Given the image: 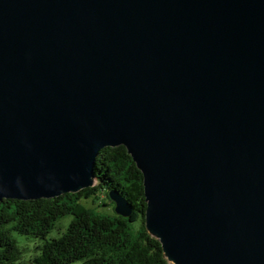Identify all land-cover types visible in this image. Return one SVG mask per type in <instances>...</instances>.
Returning <instances> with one entry per match:
<instances>
[{
    "label": "water",
    "instance_id": "1",
    "mask_svg": "<svg viewBox=\"0 0 264 264\" xmlns=\"http://www.w3.org/2000/svg\"><path fill=\"white\" fill-rule=\"evenodd\" d=\"M117 146L169 264H264V0H0V202Z\"/></svg>",
    "mask_w": 264,
    "mask_h": 264
},
{
    "label": "trees",
    "instance_id": "2",
    "mask_svg": "<svg viewBox=\"0 0 264 264\" xmlns=\"http://www.w3.org/2000/svg\"><path fill=\"white\" fill-rule=\"evenodd\" d=\"M95 184L52 199L0 202V264H169L157 239L144 228L143 178L123 146L102 148L93 167ZM116 190L131 206L129 217L101 215L82 205L111 204ZM99 202V203H98ZM71 222L59 237L48 236L65 216ZM14 234L34 238L31 248L20 247ZM26 252H31L25 257Z\"/></svg>",
    "mask_w": 264,
    "mask_h": 264
},
{
    "label": "rangeland",
    "instance_id": "3",
    "mask_svg": "<svg viewBox=\"0 0 264 264\" xmlns=\"http://www.w3.org/2000/svg\"><path fill=\"white\" fill-rule=\"evenodd\" d=\"M100 198H104L103 203L104 206H97V205H93L92 204V198L89 199H83L81 201L82 205L86 208H92V210H94L95 212H97L98 214L101 215H108L111 216L114 214V205H111L106 199L105 197H103V195L100 196ZM99 203V202H98ZM72 220V216L67 215L64 218H61L57 224H56V228L50 233V235L48 236V239L50 238H57L59 237V235L61 234V232H64L67 225L71 222ZM15 239L19 242V246L20 247H25L28 246V248H31V252H33L32 247L34 245L37 244V241L34 240V238H29V237H24V236H19V234H14ZM31 252H26L25 253V257L27 255H29V253Z\"/></svg>",
    "mask_w": 264,
    "mask_h": 264
}]
</instances>
